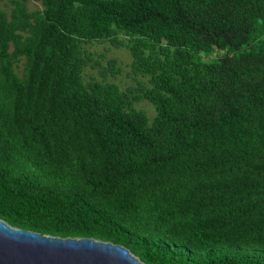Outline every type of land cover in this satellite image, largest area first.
<instances>
[{"label":"trees","instance_id":"obj_1","mask_svg":"<svg viewBox=\"0 0 264 264\" xmlns=\"http://www.w3.org/2000/svg\"><path fill=\"white\" fill-rule=\"evenodd\" d=\"M25 1L0 9V220L144 264H264V0ZM93 42L148 86L85 82Z\"/></svg>","mask_w":264,"mask_h":264},{"label":"water","instance_id":"obj_2","mask_svg":"<svg viewBox=\"0 0 264 264\" xmlns=\"http://www.w3.org/2000/svg\"><path fill=\"white\" fill-rule=\"evenodd\" d=\"M0 264H144L128 249L92 238H59L0 220Z\"/></svg>","mask_w":264,"mask_h":264},{"label":"rangeland","instance_id":"obj_3","mask_svg":"<svg viewBox=\"0 0 264 264\" xmlns=\"http://www.w3.org/2000/svg\"><path fill=\"white\" fill-rule=\"evenodd\" d=\"M11 0H0V9L9 14L11 9ZM25 6L28 11H36L42 8L40 3L32 0L25 1ZM84 48L91 55V62L83 71V79L85 82L90 79L97 81H106L119 86L121 90L134 89L138 84L148 86L147 78L134 76L131 73L130 63L131 56L126 48H114L106 42H93L84 45ZM109 61L114 62V67L109 65ZM99 62V65H95ZM22 61L16 69L18 75L21 73ZM106 69V77L102 79L101 72ZM134 109L144 112L151 121L155 116L154 107L146 100H137L133 103Z\"/></svg>","mask_w":264,"mask_h":264}]
</instances>
